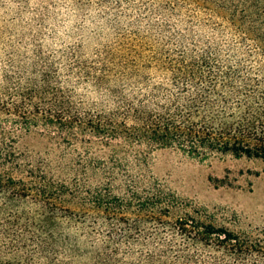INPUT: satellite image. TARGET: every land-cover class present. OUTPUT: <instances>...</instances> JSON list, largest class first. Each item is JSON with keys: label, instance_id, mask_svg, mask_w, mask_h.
Wrapping results in <instances>:
<instances>
[{"label": "trees", "instance_id": "1", "mask_svg": "<svg viewBox=\"0 0 264 264\" xmlns=\"http://www.w3.org/2000/svg\"><path fill=\"white\" fill-rule=\"evenodd\" d=\"M201 1L207 21L218 20L224 34L204 39L189 30L159 46H122L123 57L110 59L108 76L94 70L82 77L87 71L76 55L60 54L59 60H69V74L96 86L108 82L105 110L82 111L73 104L58 81L56 59L40 45L25 48L30 57L10 49V65L21 57V67H12L14 79L4 71L6 85L14 83L11 91L0 89V116L68 144L96 142L109 157L86 155L80 167L58 163L53 171L22 163L0 122V264H75L86 258L84 264H121L109 250L121 244L119 237L89 247L83 231L88 215L120 224L132 213L143 217L141 223L147 217L157 221L168 235L158 234L155 248L129 264H264V239L218 225L207 211L188 207L155 184L151 192L128 189L123 195L100 188L113 182L115 166L124 170L128 153L137 164L154 149L200 160L264 161V0ZM100 173L108 184L91 187L90 179Z\"/></svg>", "mask_w": 264, "mask_h": 264}, {"label": "rangeland", "instance_id": "2", "mask_svg": "<svg viewBox=\"0 0 264 264\" xmlns=\"http://www.w3.org/2000/svg\"><path fill=\"white\" fill-rule=\"evenodd\" d=\"M202 3L201 0H0L1 92L3 88L13 89L17 72L12 67H21L17 64L21 57L13 56L15 60L10 65V49L30 57V48H25L38 44L44 53L56 59L58 81L72 95L73 104L82 111L105 110L110 104L105 92L108 82L96 86L90 78L69 74L66 70L69 60H59L60 54L76 55L79 66L87 71L82 77H90L94 70L108 76L111 58L123 57L122 46H159L175 33L179 36L189 30L193 36L204 39L224 34L217 26L218 20L207 21L209 16ZM4 71L13 78L8 85L2 77ZM0 122L22 163L53 171L58 163L80 167L86 155L109 157V150L96 142L86 143L82 138L78 143L68 144L39 127L23 131L1 116ZM127 155L124 170L116 166L111 170L114 176L111 184L104 183L100 173L90 179L91 187L102 182L108 185L100 188L107 187L112 194L123 195L128 189L151 192L155 184L188 207L207 211L218 225L264 239L263 160L231 156L200 160L175 149H154L143 155V163L137 164L132 154ZM131 207L134 209L135 205ZM87 218L90 222L83 231L88 235L87 246L100 248L108 237H119L115 240L121 244L109 250L116 251L115 259L121 264H129L141 253L155 248L158 234L168 235L161 231L157 221L147 217L141 223L143 217L133 213L120 224L113 219L101 222L97 216Z\"/></svg>", "mask_w": 264, "mask_h": 264}]
</instances>
